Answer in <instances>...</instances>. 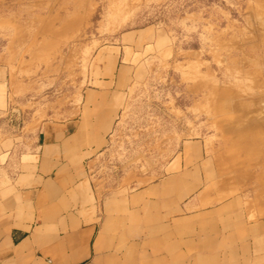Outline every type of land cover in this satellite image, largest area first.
Masks as SVG:
<instances>
[{
	"label": "rangeland",
	"instance_id": "obj_1",
	"mask_svg": "<svg viewBox=\"0 0 264 264\" xmlns=\"http://www.w3.org/2000/svg\"><path fill=\"white\" fill-rule=\"evenodd\" d=\"M0 70L14 123L105 113L98 200L187 170L264 208V0H0Z\"/></svg>",
	"mask_w": 264,
	"mask_h": 264
},
{
	"label": "crops",
	"instance_id": "obj_2",
	"mask_svg": "<svg viewBox=\"0 0 264 264\" xmlns=\"http://www.w3.org/2000/svg\"><path fill=\"white\" fill-rule=\"evenodd\" d=\"M8 107L0 70V264H264L258 200L187 170L145 186L127 174L98 200L105 113L14 123Z\"/></svg>",
	"mask_w": 264,
	"mask_h": 264
}]
</instances>
